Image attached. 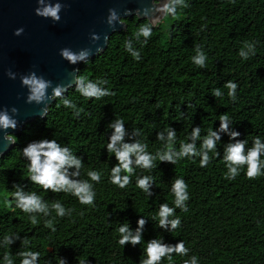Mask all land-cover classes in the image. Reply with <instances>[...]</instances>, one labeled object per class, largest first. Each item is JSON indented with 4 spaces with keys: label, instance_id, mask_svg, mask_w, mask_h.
<instances>
[{
    "label": "trees",
    "instance_id": "1",
    "mask_svg": "<svg viewBox=\"0 0 264 264\" xmlns=\"http://www.w3.org/2000/svg\"><path fill=\"white\" fill-rule=\"evenodd\" d=\"M189 3L187 10L154 29L139 63L121 46L136 25L144 22L134 17L126 19L124 31L109 38L103 53L82 66L80 72L89 78L105 75L114 96L83 104L86 114L79 119L70 113L66 115V110L56 108L53 102L48 116L25 125L15 135L17 142L0 162V234L7 230L20 232L22 238L27 234L42 254L41 264L44 259L56 264V258L78 264L79 256L88 258V264H139L140 246L119 247L115 228L127 220L134 229L140 215L150 217L159 203H171L169 187L175 176L186 180L191 195L189 212L179 213L182 228L170 234L154 228L149 220L143 234L145 241L162 236L165 243L175 244L183 239L190 255L203 257L201 264H264V177L255 181L238 177L229 183L221 179L223 167L218 160L206 169L188 161L175 166L159 164L152 171L155 185L149 199L134 183L120 190L104 182L97 185L96 207L82 216L81 206L65 198V205L75 211L70 219L57 222L55 233L42 225H31L22 214L12 212L2 203L14 184L26 191L31 189L14 151L54 136L58 142L69 143L78 151L76 154L83 157L86 169L104 171L106 181L107 169L116 161L114 157L109 161L104 150L105 129L115 116L123 117L129 129H143L150 151L156 131L167 124L176 129L179 142L191 125L206 129L226 112L241 133L239 139L264 135V0H189ZM205 22L208 27L200 32ZM244 40H259L260 44L257 55L242 63L236 53ZM195 45H203L209 56L205 69H196L190 63ZM228 80L239 84L235 104L226 96L216 100L210 94V89L221 87ZM65 95L78 99L74 87ZM179 112L185 117L177 122ZM218 127L217 120L213 128ZM227 142L228 137L222 136V143ZM52 196L49 193L44 198ZM10 249L15 254L20 242ZM174 264H181L180 259L175 258Z\"/></svg>",
    "mask_w": 264,
    "mask_h": 264
},
{
    "label": "clouds",
    "instance_id": "2",
    "mask_svg": "<svg viewBox=\"0 0 264 264\" xmlns=\"http://www.w3.org/2000/svg\"><path fill=\"white\" fill-rule=\"evenodd\" d=\"M34 14L42 19L50 20L57 24L61 20L60 13L65 5L60 0H36ZM190 7L189 0H151V8L141 12L136 10V17L145 18L143 23L136 25L135 30L126 36L122 43L123 51L139 63L142 60V52L154 34V29L159 28L165 20L175 18L180 12ZM149 12L152 13L149 16ZM130 10L125 16L130 15ZM203 19V18H202ZM115 9H109L106 23L109 28L117 25H126ZM207 22L202 23L199 31L207 29ZM24 29L14 30V36H21ZM101 37L92 33L90 40L97 45ZM105 43L109 44V38L104 37ZM259 40H244L237 50L240 61L246 62L257 55ZM104 49L96 46L95 53L100 55ZM194 55L190 59L191 65L196 69L207 68L209 56L203 45H195ZM92 50L83 48L73 51L70 48H62L60 57L69 65H89V58ZM74 75V93L78 99L69 98L65 95L68 88L64 85H53L52 81L38 76L35 71L20 77L21 86L27 89L26 103L44 105L41 109L42 116H48L50 107L55 102L56 108L65 109V114H71L79 119L85 113L83 104L103 101L105 97L114 96L109 79L101 74L95 78L83 75L78 68ZM9 79H16V73L8 70L6 73ZM239 84L235 80H228L221 87L210 89L212 97L223 99L235 104L238 101ZM227 90L226 92L224 90ZM18 110L0 109V134L5 142L15 144L17 138L9 130H15L18 125L16 116ZM185 114L179 112L177 122L184 119ZM219 121V127L213 128V124ZM212 126L202 129L201 126L192 127L187 131L183 140H179L177 131L167 124L161 130L156 131L153 150H149V144L145 141L144 131L139 127L129 129L123 117L115 116L105 129L106 138L104 150L108 154L109 161L112 157L116 163L107 169L105 174L102 170L95 168L86 169L83 157L78 156L69 143L58 142L54 136L52 139H41L27 144L22 150L14 151L18 154L30 190L14 184L11 191L3 199L2 203L12 212L22 214L28 223L34 226L42 225L50 233L57 231L56 224L59 220L71 218L75 209L66 206L63 200L71 198L81 206L80 215L85 211H91L96 207L97 185L106 182L116 189H126L134 183L136 189L146 198L153 196L152 188L155 185V178L152 175L153 169L158 168L161 163H168L173 166L182 161L198 164L200 169L210 167L214 161H219L223 167L221 179L229 183L242 177L248 181H255L264 177V135H249L245 139H239L241 133L234 127L233 119L226 113L218 115ZM203 132V135H202ZM222 136L228 137L227 143H222ZM155 144L159 146L156 147ZM222 149V152L219 150ZM51 193V199L44 196ZM55 194H63L57 198ZM169 194L172 197L171 203H159L158 208L150 217L140 215L133 229L130 223L125 220L118 223L115 228L117 233L116 244L124 248L126 245L132 247L140 246L142 258L139 264H174V259L179 258L181 264H201L203 257L197 254L190 255V248L186 246L183 239L175 244L165 243L162 236L144 240L145 224L153 222L154 228L161 229L167 233L182 228V217L179 213L189 212V201L191 195L189 184L182 176H175L170 183ZM259 225V221H257ZM20 242V249L13 254L10 246ZM41 252L36 250L32 238L27 234L23 236L20 232L7 230L0 234V264H41ZM78 264H88V258L79 256ZM43 264H50L44 259ZM56 264H67L62 258H56Z\"/></svg>",
    "mask_w": 264,
    "mask_h": 264
},
{
    "label": "water",
    "instance_id": "3",
    "mask_svg": "<svg viewBox=\"0 0 264 264\" xmlns=\"http://www.w3.org/2000/svg\"><path fill=\"white\" fill-rule=\"evenodd\" d=\"M65 5L60 13L61 20L53 24L34 14L36 0H0V109L15 107L18 110L17 128L9 130L12 135L19 134L25 125L44 119L41 109L44 105L26 103L27 89L21 86L20 77L32 71L53 85H64L68 91L74 87L75 69L84 65H69L59 52L62 48L78 51L92 50L96 56V46L107 47L104 37L125 30V25L109 28L106 18L109 9H115L123 19L136 18V10L143 12L151 8V0H60ZM130 10L131 14L125 16ZM152 13L149 12V16ZM139 21L145 18L140 16ZM23 28L21 36L13 35L17 28ZM92 33L101 39L97 45L90 40ZM8 70L16 73V79H9ZM67 91V92H68ZM65 92V94L67 93ZM53 103V102H52ZM50 103L48 107L52 105ZM14 144L5 142L0 134V162Z\"/></svg>",
    "mask_w": 264,
    "mask_h": 264
}]
</instances>
